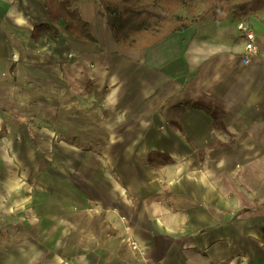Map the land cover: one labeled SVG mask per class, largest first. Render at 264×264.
<instances>
[{"label":"crops","instance_id":"0c3cea01","mask_svg":"<svg viewBox=\"0 0 264 264\" xmlns=\"http://www.w3.org/2000/svg\"><path fill=\"white\" fill-rule=\"evenodd\" d=\"M70 8L94 42L0 0V264H264V10L134 50Z\"/></svg>","mask_w":264,"mask_h":264},{"label":"trees","instance_id":"16d2710c","mask_svg":"<svg viewBox=\"0 0 264 264\" xmlns=\"http://www.w3.org/2000/svg\"><path fill=\"white\" fill-rule=\"evenodd\" d=\"M82 0H44L50 19L33 29L35 38L64 22L65 31L79 40L94 42L88 25L70 4ZM114 42L134 50L151 48L175 33L232 16L242 19L264 10L263 0H96Z\"/></svg>","mask_w":264,"mask_h":264},{"label":"built area","instance_id":"2783aa9c","mask_svg":"<svg viewBox=\"0 0 264 264\" xmlns=\"http://www.w3.org/2000/svg\"><path fill=\"white\" fill-rule=\"evenodd\" d=\"M244 39V51L240 56V62L243 65H248L251 59L258 53V45L255 33L249 27L240 26L239 28ZM127 244L135 248L134 242L127 240Z\"/></svg>","mask_w":264,"mask_h":264},{"label":"rangeland","instance_id":"374dc122","mask_svg":"<svg viewBox=\"0 0 264 264\" xmlns=\"http://www.w3.org/2000/svg\"><path fill=\"white\" fill-rule=\"evenodd\" d=\"M36 113H37V115L40 116V117H42L43 114H45L41 107H38V109H36ZM51 114H52V113H50V115H51Z\"/></svg>","mask_w":264,"mask_h":264}]
</instances>
